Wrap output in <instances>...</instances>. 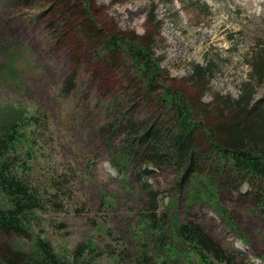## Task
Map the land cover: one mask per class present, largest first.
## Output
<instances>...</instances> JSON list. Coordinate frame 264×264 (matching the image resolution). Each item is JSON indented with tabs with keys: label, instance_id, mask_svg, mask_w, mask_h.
Returning <instances> with one entry per match:
<instances>
[{
	"label": "rangeland",
	"instance_id": "obj_1",
	"mask_svg": "<svg viewBox=\"0 0 264 264\" xmlns=\"http://www.w3.org/2000/svg\"><path fill=\"white\" fill-rule=\"evenodd\" d=\"M36 2L23 7L0 0V124L39 117L38 157L28 179L47 201L37 210L30 235H5L3 241L28 252L36 238L46 239L59 257L75 264H209L173 246L176 225L192 221L244 264H264V213L251 208L255 192L243 199L250 189L240 183L224 191L206 186L204 177L211 175L214 183L220 175L203 174L197 189L176 186L170 168L153 172L148 181L160 192L163 218L152 226L143 206L147 191L136 171L126 165L120 173L112 165L125 131L119 127L114 131L119 134L110 133L104 95L125 70L94 76L84 45L75 49L73 38L67 46L55 45L47 28L50 4ZM93 5L110 26L138 35L155 16L161 36L155 52L168 75L164 86L187 87L196 101L200 87L190 86L192 67L208 64L202 101L217 94L236 97L243 88L253 89L256 98L264 96V0H94ZM74 50L81 57L76 63ZM74 67L80 73L77 87L62 91ZM131 112L137 125L145 119L144 127L161 129L143 107ZM49 185L57 187L56 194ZM154 235L171 250L152 247ZM84 244L88 252L78 253Z\"/></svg>",
	"mask_w": 264,
	"mask_h": 264
},
{
	"label": "trees",
	"instance_id": "obj_2",
	"mask_svg": "<svg viewBox=\"0 0 264 264\" xmlns=\"http://www.w3.org/2000/svg\"><path fill=\"white\" fill-rule=\"evenodd\" d=\"M11 1L16 6H37L36 0ZM47 2L52 16L47 20V28L56 46L72 44L66 43L72 41L69 38L76 40L73 41L77 45L75 49L84 45L82 51L89 58L94 76L102 70H125L112 83L115 86L109 87L114 89L104 95L103 111L111 119L110 133H116L119 127L125 131V140L113 150L112 165L120 173V166H131L136 171L147 191L143 206L153 221L152 226L163 216L158 215L160 192L151 188L148 179L153 172L165 168L172 169L176 186L180 188L188 185L199 189L194 185L197 178L209 173L221 178L214 179L213 183L211 175L204 177L206 186L224 191L237 183L245 185L250 190L246 188L242 193L243 199L254 190V207L251 208L264 213V96L256 98L253 89L243 88L236 97L217 94L210 101H202L210 69L208 64H196L191 73L193 85L188 84L200 87L194 101L187 87L163 85L168 75L155 52L161 40L155 16L148 18L147 28L138 35L131 29L106 23L104 12L95 13L94 0ZM57 19L61 23L58 24ZM77 53L78 50L72 55L73 63L81 58ZM79 80L78 67H74L61 90L69 93ZM86 97L90 98V94ZM141 107L155 117L161 129L154 124L144 127L149 123L145 119L137 125L131 110L135 112ZM38 120L39 117L32 114L0 124V264H75L59 257L46 239L36 238L28 252L2 239L5 235H30L36 212L47 201V196L28 179L38 157ZM49 188L56 194L55 185ZM154 237L156 242L152 247L171 250L165 248L156 235ZM173 246L187 249L209 264H244L196 222L176 225ZM81 250L88 252L89 249L84 244L78 253Z\"/></svg>",
	"mask_w": 264,
	"mask_h": 264
}]
</instances>
